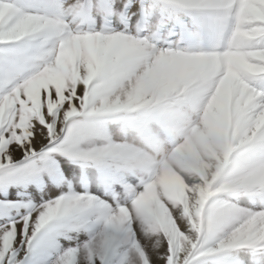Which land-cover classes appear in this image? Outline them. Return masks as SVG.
I'll return each mask as SVG.
<instances>
[{
    "label": "snow or ice",
    "instance_id": "snow-or-ice-1",
    "mask_svg": "<svg viewBox=\"0 0 264 264\" xmlns=\"http://www.w3.org/2000/svg\"><path fill=\"white\" fill-rule=\"evenodd\" d=\"M0 264H264V0H0Z\"/></svg>",
    "mask_w": 264,
    "mask_h": 264
}]
</instances>
